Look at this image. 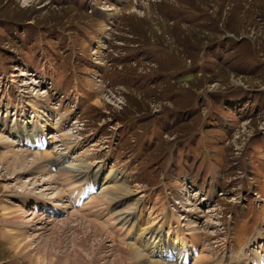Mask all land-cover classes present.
<instances>
[{"label": "rangeland", "instance_id": "374dc122", "mask_svg": "<svg viewBox=\"0 0 264 264\" xmlns=\"http://www.w3.org/2000/svg\"><path fill=\"white\" fill-rule=\"evenodd\" d=\"M36 119L54 136L51 151L27 149L16 136ZM67 141L76 147L65 164H90L77 172L49 168L61 202L37 201L35 174L1 160L17 149L30 159L36 152L56 157L71 149ZM100 173L97 194L115 184L134 192L111 203L96 204L94 194L82 207L70 204L68 191ZM184 199L200 213L192 223L211 258L194 264H225L220 252L233 253L235 243L239 256L255 233L264 237V0H0V264H84L72 256L82 234L64 221L78 219L74 212L104 224L118 251L131 243L150 260L172 263L153 257L163 246L153 232L179 219L169 216L175 209L183 225L193 220L181 215ZM10 203L46 217L45 229L17 222L28 239L44 234L33 250L11 247L6 231L14 226L1 210ZM56 204L67 212L55 213ZM142 224L136 240L127 238ZM262 240L253 247L264 248ZM89 244L92 256H108Z\"/></svg>", "mask_w": 264, "mask_h": 264}, {"label": "bare ground", "instance_id": "6f19581e", "mask_svg": "<svg viewBox=\"0 0 264 264\" xmlns=\"http://www.w3.org/2000/svg\"><path fill=\"white\" fill-rule=\"evenodd\" d=\"M98 103H100V101H97L96 105ZM27 129H29V128H27ZM27 129H23V133L27 134L26 133ZM34 129H33V131H39V130L43 131V128L41 127L40 124H36V125L34 124ZM52 137H54V136H52ZM6 142H8V141H6ZM65 143H66V145H68L67 148L75 147V145H73L71 142L67 141ZM54 153L57 154L58 156L54 157L53 156V152L52 153L51 152H43V153L36 152L33 155V157L30 159L29 156H31V153L29 151L18 150L17 149V150H12L10 152H6V153L2 154L1 155V160H3V161L10 160V163H9L10 166H13L15 168L18 167V166H22L23 169L24 168H28L29 172H32V174H35V176L31 180V184L33 185V187L35 185V187H34L35 189H37L36 187H38V188L40 187L42 189V190H40V192H38L39 193L38 196L37 195L36 196H32L35 199H37V201H40V202L41 201L42 202H44V201L45 202L46 201L47 202L48 201L53 202L52 200H54V201H60L61 202L63 194H62V191L57 189V187H56L58 181L55 178V176L51 174V172L49 170L50 166L52 164L53 165L59 164L58 167H61V169L63 171H66V172L70 170L67 167H73L72 171L75 170L77 172V171L81 170L83 167H89L90 163H88L87 160L86 161L83 160L79 164H64L66 162V159H67L66 155L69 152L67 151V152H64V153H62V152H54ZM83 154L89 155L86 151L82 152L81 156ZM28 165H30V167H28ZM45 165H46V167H44ZM25 166H27V167H25ZM48 174H51V175L47 176L46 178L45 177L43 178L44 175H48ZM99 175L101 176V173ZM62 176H64V175H62ZM113 176L119 177L117 174H113ZM41 177L43 178L42 179V183L41 184H37L36 181H39V179ZM96 182H98V180ZM28 186L29 185L24 184V187L26 189H28ZM4 187H5V189H8V186H4ZM47 192H51V193L54 192V194H52L51 196H48V194H51V193H47ZM133 192H134V190L132 189V187L130 185H127V184L110 185V186H107L103 191L98 193L94 197L93 201L96 204L111 203L113 201H116V200H119L121 198H124L125 196H129ZM184 201H186V203H185L186 205L183 204L182 210L184 212H182L181 215H184L183 219L192 218L193 220L187 219V223L184 224V228L183 229H182L183 226H181L182 224H180L181 220L178 219L176 221L168 222L164 226V228H162V229L155 230V232H153V233H154V237H155V242L157 244L160 243L161 245H165V246H169V247H171V246H179L181 241L186 240V239H189L190 241H191V239H193V240H196V241L202 243L203 240H202L201 236L199 235L201 233L200 232L201 230L199 231L198 227L195 224L192 223L194 221V219H196L194 214H196L198 216L200 213L197 211V209H194V210L197 211L198 213H193L192 212L193 210L190 211L189 210V206L191 205V203L188 200H186V199H184ZM35 203H37V202H35ZM35 205H36L35 206L36 208L33 207L34 209H38L40 207V204H35ZM41 205H44V204H41ZM56 206H59V207L63 208L62 204H58V205L56 204ZM1 210H3L2 220L7 222V223H11V226H14V228H12L13 230H10V228H8V230L6 231V235L9 236L11 239H13L12 246H11L12 249H16L18 252H26V251H29V250H33V249H31L32 248L31 247L32 240L35 239V238L41 237L44 234H42V233H41L42 235L41 234L40 235L37 234V235H35L33 237V239L32 238L28 239L27 237H25L26 234H25L24 231L15 229V228L20 226V223L17 224V222L19 220H21L22 222L21 221H19V222H21V224H23L24 227H26V225H31V224L32 225H36V223L39 224L38 222H40L41 225H42L44 219L46 220V217H44L45 215L43 217H39L38 214H36V213L35 214H32V213L30 214L25 209V207L24 208H20L16 204H11L9 207L7 205L1 206ZM142 213L143 212L140 211V214H142ZM120 215L118 214L117 217H119ZM173 215H175V214H173ZM72 216H76L78 219L74 220L73 218L72 219L70 218L71 219L70 221L64 220L65 221V225H66V222L67 223L71 222L72 224L73 223L77 224L76 226L74 225L71 228H73L74 231H76V233L78 232V233L82 234V238L79 241L76 242V246H74L73 253L72 252L71 253H72V256L75 255V259L77 257H79L84 264H90L93 261V258H95V259L97 258V260L98 259L99 260H104L103 264H109V263L110 264H137L139 262H141L142 264H173L174 263V262L165 263V262H162L161 260H150L148 258V256H147V254L143 253L141 249H139L138 247H135L131 243L130 244H124L122 246V250L118 251L113 243H111V244L109 243L110 234L107 231V229L104 226V224H102L100 222L92 221V220H88L87 221V220L83 219V217H80V215L77 212H74L72 214ZM127 216H126L127 217L126 220L123 222L124 226L127 225V224L129 225V223H130L129 220H131V216L133 217V214L132 215L128 214ZM11 218H14V220L11 221ZM111 219H113V217ZM36 220H38V221H36ZM49 221L50 220H47L46 223L49 222ZM137 221L139 223L141 221V217ZM185 225H187L186 228L190 232H186ZM127 227L128 226H126L125 228H127ZM176 227L182 229L183 232H182V230H179V231H177L179 235L178 234H172L171 232ZM41 228H43V229L46 228L44 223H43V227H41ZM51 230H53V228ZM128 231H129V229H128ZM193 231H195L196 234L199 233L198 235H199V237L201 239H199V237L193 235L192 234ZM187 234L192 235V237L191 238L188 237ZM255 237H257V235H255ZM90 242L94 243V245L95 246L97 245L98 247H100L102 245V247H104L103 250H106V253L108 251V253H109L108 256L110 255L112 257V259L111 260H107V257H108L107 255L106 256L97 255L96 252H95L96 255L92 256L91 253L93 251H91V244H89ZM80 245L81 246L83 245V247L85 245V247H86L85 249H86L87 252H83L82 250L84 248L81 250L79 248ZM85 249H84V251H85ZM92 249H93V247H92ZM182 249H184V248H180V250H182ZM202 252H203V250L201 251V253L199 255L200 257L198 256V258L195 259L194 263L211 259L207 254L206 255L202 254ZM88 255H90V258L88 257ZM91 256L93 258H91ZM249 256L250 255H247L246 258L249 257ZM251 256H256L254 251L251 252ZM34 257L35 256L33 255V256H31L30 259L34 260ZM71 257L68 258L69 259L68 261L73 263V261H71V259H72ZM94 262H96V261H94ZM237 263H235V264H237Z\"/></svg>", "mask_w": 264, "mask_h": 264}]
</instances>
